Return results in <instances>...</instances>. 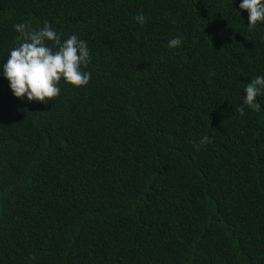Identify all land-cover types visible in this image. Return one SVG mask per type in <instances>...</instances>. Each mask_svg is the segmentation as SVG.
I'll list each match as a JSON object with an SVG mask.
<instances>
[{"label":"trees","instance_id":"obj_1","mask_svg":"<svg viewBox=\"0 0 264 264\" xmlns=\"http://www.w3.org/2000/svg\"><path fill=\"white\" fill-rule=\"evenodd\" d=\"M239 3L0 0V63L23 22L91 55L47 104L0 78V264H264V95L237 112L264 23Z\"/></svg>","mask_w":264,"mask_h":264},{"label":"clouds","instance_id":"obj_2","mask_svg":"<svg viewBox=\"0 0 264 264\" xmlns=\"http://www.w3.org/2000/svg\"><path fill=\"white\" fill-rule=\"evenodd\" d=\"M238 7L247 12L246 27L249 30L264 23V0H240ZM134 20L143 24L145 16L138 14ZM13 30L18 34L19 43L0 63V78L7 81L14 98L47 104L59 96L61 82L74 88L89 83L91 73L84 69L91 63L90 50L87 42L76 34L62 38L47 21L35 28L28 22L15 23ZM182 44L183 38L176 36L168 40L167 47L176 49ZM243 91V101L237 112L244 115L246 109L260 111L257 98L264 95V75L244 84ZM211 142V137L205 134L200 138L199 146Z\"/></svg>","mask_w":264,"mask_h":264}]
</instances>
